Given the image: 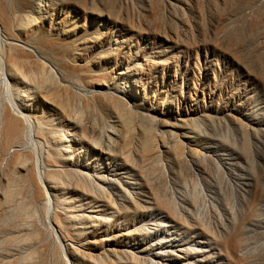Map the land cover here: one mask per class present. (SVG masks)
Wrapping results in <instances>:
<instances>
[{
  "label": "rangeland",
  "instance_id": "1",
  "mask_svg": "<svg viewBox=\"0 0 264 264\" xmlns=\"http://www.w3.org/2000/svg\"><path fill=\"white\" fill-rule=\"evenodd\" d=\"M97 5L108 6L105 16L111 8L122 15L113 27L129 38L121 49L124 64L142 54L163 61L137 77L136 85L118 84L140 102L137 110L129 106L134 120L151 106L160 111L157 122L173 123L179 115L185 124L172 128L174 138L161 139L166 145L152 166L134 157L126 163L107 159L97 151L89 153L88 162L81 158L84 170L105 175L101 185L107 189L104 200L91 205V199L69 194L78 213L101 214L94 227L87 218L71 221L75 235L52 229L54 197L40 184L32 191L21 184L14 200L6 201L4 162L0 264H264V0H100ZM0 97V105L10 106L4 83ZM152 124L158 133L156 121ZM29 148L42 160V144L32 139ZM36 171L37 182L44 175L42 167ZM37 188L42 198L32 202ZM28 202L37 216L26 217L25 228L16 229L18 207L28 208Z\"/></svg>",
  "mask_w": 264,
  "mask_h": 264
},
{
  "label": "bare ground",
  "instance_id": "2",
  "mask_svg": "<svg viewBox=\"0 0 264 264\" xmlns=\"http://www.w3.org/2000/svg\"><path fill=\"white\" fill-rule=\"evenodd\" d=\"M98 1L0 0V83H4L12 96L10 106L0 105V169L4 162L6 164L1 173L6 183L4 195L9 203L21 184H27L29 191L36 188V183L40 184L46 195L54 197L55 222L47 221L57 235L60 232L57 228L73 233L70 223L73 220L87 218L92 222L91 227L99 224L101 214L85 216L78 213L80 210L73 206L69 195L91 199L88 205L104 200L102 192L107 188L101 183L107 178L98 172L84 170L87 168L82 157L88 162L89 153L97 151L107 159L119 157L124 163L134 157L140 165L148 167L158 160L161 148L166 145L161 139L165 136L174 138L172 128L185 124L179 115H174L173 123L161 119L157 122L160 111L151 106L138 112L140 120H134L129 106L137 110L140 102L118 84L124 81L129 86L136 85L137 77L148 72L151 65H163V61L155 59L154 62L150 56L142 54L139 61L124 64L121 49L129 38L117 33L113 27L122 15L110 7L109 17L105 16L103 10L108 6L100 8ZM148 9L151 20H155L153 3ZM102 17H107L109 22L104 23ZM93 19L100 20L90 22ZM76 91L83 92L84 96ZM154 120L158 133L152 124ZM32 139L45 147L42 160L40 155H35L36 150L34 153V149L29 148ZM174 160L178 163L180 156L176 154ZM37 167H42L44 176L36 182ZM109 183L115 185L117 191L121 190L116 186L117 182ZM38 188L33 200L29 198L32 202L42 198L43 192ZM108 194V198H114L111 192ZM31 203L28 202V208L20 203L16 229L25 228L22 222H27L26 217L35 219L37 216ZM80 208L84 209L83 206ZM98 211L92 209L91 213Z\"/></svg>",
  "mask_w": 264,
  "mask_h": 264
}]
</instances>
